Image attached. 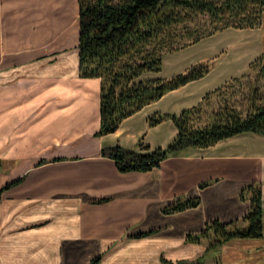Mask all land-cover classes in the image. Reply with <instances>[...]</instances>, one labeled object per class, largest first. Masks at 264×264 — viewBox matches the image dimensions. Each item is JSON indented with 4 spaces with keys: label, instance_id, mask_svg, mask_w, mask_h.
Here are the masks:
<instances>
[{
    "label": "crops",
    "instance_id": "0c3cea01",
    "mask_svg": "<svg viewBox=\"0 0 264 264\" xmlns=\"http://www.w3.org/2000/svg\"><path fill=\"white\" fill-rule=\"evenodd\" d=\"M79 11V0H0V187L24 176L0 200V264H162L202 254L206 242L187 241L188 232L241 218L249 200L239 192L250 181L262 180L264 200L261 159L231 147L248 132L190 146L148 171H120L100 152L109 133L93 135L100 78L79 75ZM179 195L201 202L161 211ZM253 239L229 250L227 263L264 264V235ZM209 252L201 264H224Z\"/></svg>",
    "mask_w": 264,
    "mask_h": 264
},
{
    "label": "trees",
    "instance_id": "16d2710c",
    "mask_svg": "<svg viewBox=\"0 0 264 264\" xmlns=\"http://www.w3.org/2000/svg\"><path fill=\"white\" fill-rule=\"evenodd\" d=\"M79 7V75L100 78V125L95 135L116 131L125 118L146 104L203 77L211 69L210 62L202 61L164 77L159 73L167 52L227 27L260 26L264 16V0H79ZM249 68L246 73L231 76L208 90L197 104L180 113L151 116L150 124L173 119L177 133L167 146L141 151L105 144L101 154L112 158L120 171H148L160 166L169 155L190 146L207 147L245 132L264 134V53L252 60ZM23 179L21 176L2 185L0 200L5 190ZM212 181L205 180L200 187ZM239 196L249 200L241 218L222 221L215 217L199 231L187 233V241H208L202 255L176 261L162 257V264H201L207 251L233 238L262 237V182L247 183ZM200 202V195H179L161 211L174 213ZM100 258L101 255L93 257L91 263Z\"/></svg>",
    "mask_w": 264,
    "mask_h": 264
},
{
    "label": "rangeland",
    "instance_id": "374dc122",
    "mask_svg": "<svg viewBox=\"0 0 264 264\" xmlns=\"http://www.w3.org/2000/svg\"><path fill=\"white\" fill-rule=\"evenodd\" d=\"M261 53H264V16L260 26L227 27L183 48L167 52L164 55L160 71L164 77H170L177 72L184 71L192 64L202 61L210 62L211 69L201 81L179 86L178 89L175 88L176 90L164 94L161 99L146 104L125 118L117 132L109 133L106 144H120L141 151L152 150L157 146H167L177 133L173 119L165 118L156 124H150L151 116L155 117L159 113H180L184 108L197 104L208 90L223 83L231 76L241 75L250 70V62ZM199 93L201 94L199 95ZM93 135L95 136V133ZM231 147L241 150L248 157L258 156L261 159L259 164L264 170V134L245 133V135L235 137ZM257 160L259 159L257 158ZM259 181L262 182V180ZM231 240H234V246L230 245V248L223 247L224 245L213 247L209 254L214 258H222L224 264H233V261L227 263V260L224 259L229 255V250L252 247L258 239L237 237ZM202 241L206 242L207 247L208 241L204 239L200 242ZM202 254L192 258L178 259H194ZM207 254L208 251L206 256Z\"/></svg>",
    "mask_w": 264,
    "mask_h": 264
}]
</instances>
